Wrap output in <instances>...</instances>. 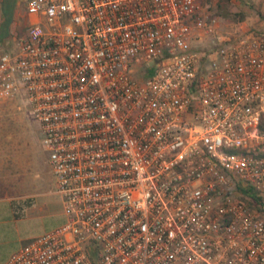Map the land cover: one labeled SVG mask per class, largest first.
Wrapping results in <instances>:
<instances>
[{"label": "built area", "instance_id": "2783aa9c", "mask_svg": "<svg viewBox=\"0 0 264 264\" xmlns=\"http://www.w3.org/2000/svg\"><path fill=\"white\" fill-rule=\"evenodd\" d=\"M24 6L0 101L38 123L64 220L4 264H264L238 189L264 197V30L225 32L198 0Z\"/></svg>", "mask_w": 264, "mask_h": 264}, {"label": "rangeland", "instance_id": "374dc122", "mask_svg": "<svg viewBox=\"0 0 264 264\" xmlns=\"http://www.w3.org/2000/svg\"><path fill=\"white\" fill-rule=\"evenodd\" d=\"M198 2L207 12L221 19L225 32L241 34L248 30H264V0ZM28 23L24 0H15L11 35L0 43V53L12 49ZM217 43L216 39L206 37L194 45L205 50L214 49ZM53 190L54 179L40 142V129L27 104L19 94L0 101V197H22L31 193L38 202L33 213L35 209L44 226L54 227L61 218V203ZM32 221L35 225L37 218Z\"/></svg>", "mask_w": 264, "mask_h": 264}, {"label": "crops", "instance_id": "0c3cea01", "mask_svg": "<svg viewBox=\"0 0 264 264\" xmlns=\"http://www.w3.org/2000/svg\"><path fill=\"white\" fill-rule=\"evenodd\" d=\"M53 191L61 203L59 225L64 216L62 200L55 190V183ZM36 203L38 202L31 193L22 197H0V264H4L28 240L53 228L44 226L42 219L38 220L41 216H37L35 209L33 213ZM32 218H37L35 225Z\"/></svg>", "mask_w": 264, "mask_h": 264}, {"label": "trees", "instance_id": "16d2710c", "mask_svg": "<svg viewBox=\"0 0 264 264\" xmlns=\"http://www.w3.org/2000/svg\"><path fill=\"white\" fill-rule=\"evenodd\" d=\"M14 9H15V0H2L0 11H1V20H0V43L7 40L10 33V26L14 17ZM151 71H147L144 74V77L148 76ZM261 129H264V116L261 120L260 124ZM240 193L242 195H249L252 197L255 203L254 206L257 207L260 213L264 212V197L261 196L258 192L254 191L248 185H244L242 183L239 184L238 187Z\"/></svg>", "mask_w": 264, "mask_h": 264}]
</instances>
